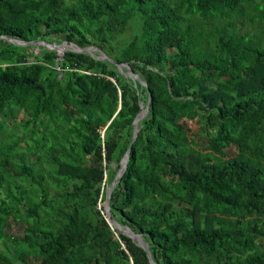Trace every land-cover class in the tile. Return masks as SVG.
Masks as SVG:
<instances>
[{
  "label": "trees",
  "instance_id": "16d2710c",
  "mask_svg": "<svg viewBox=\"0 0 264 264\" xmlns=\"http://www.w3.org/2000/svg\"><path fill=\"white\" fill-rule=\"evenodd\" d=\"M126 151L154 264H264V0H0V264H148Z\"/></svg>",
  "mask_w": 264,
  "mask_h": 264
},
{
  "label": "water",
  "instance_id": "95a60500",
  "mask_svg": "<svg viewBox=\"0 0 264 264\" xmlns=\"http://www.w3.org/2000/svg\"><path fill=\"white\" fill-rule=\"evenodd\" d=\"M2 38L5 39L6 41L12 43L15 46H20V47L32 46L33 50H35V51L38 50L39 46L44 48V49H47V50H53V51H55L56 55L59 57L58 59H61L62 54L65 51H70V52L80 53V54H89L90 56H92L96 60H106L107 62L113 64L116 67L117 71L123 77L130 78L133 81L137 82L140 86L145 87V84L143 82H141L139 80V78L134 73H132L129 70V68H128V66L126 64H116L104 52H102L101 50L97 49L96 47H92L91 46V47H88V48H80L77 45H75L74 43L67 42V41H62V42H60L58 44H55V43L44 42V41L25 42V41H20V40L13 39V38L5 37V36H3ZM94 52H97V56L94 55ZM122 68H124L126 71H124ZM149 101H150V99H149V96H148L145 106L142 107V105L140 104V112L137 113L136 117L132 121V131H131L130 144L135 139L136 132H137L136 126H137L138 121L140 119H142L146 115L147 105L149 104ZM126 161H127V151L124 154V156L122 157V159L120 160L119 167H118V169H117L112 181L109 183V185L106 188L104 203L98 209H101L103 217L105 218V220L107 221L109 226H112L113 228H115L118 231H120V233H122L123 235H125L126 237H128L129 239L134 241L136 243V245L138 247H140L145 252L148 264H154L152 262L150 253L148 251V247H147L146 243L144 242V240L142 239V237L140 235H138V234L133 233L127 227H121L114 220H112L110 218V216H109L110 195H111V192H112L117 180L120 178V176L122 175V172L125 169Z\"/></svg>",
  "mask_w": 264,
  "mask_h": 264
},
{
  "label": "rangeland",
  "instance_id": "374dc122",
  "mask_svg": "<svg viewBox=\"0 0 264 264\" xmlns=\"http://www.w3.org/2000/svg\"><path fill=\"white\" fill-rule=\"evenodd\" d=\"M31 51H33L34 53H37L38 50L37 51L31 50ZM19 117H24V115L20 114L18 116L17 120L19 119ZM194 129H195V127H194ZM106 188H107V186L104 188V195H105ZM103 203H104V200L100 201L99 204L97 205V208L101 207V205ZM7 231H8V233H10L12 235L20 236L21 232H22V225L18 224V223H14L12 221H9L7 224Z\"/></svg>",
  "mask_w": 264,
  "mask_h": 264
},
{
  "label": "clouds",
  "instance_id": "9594fccd",
  "mask_svg": "<svg viewBox=\"0 0 264 264\" xmlns=\"http://www.w3.org/2000/svg\"><path fill=\"white\" fill-rule=\"evenodd\" d=\"M99 204V203H98ZM100 208V207H99Z\"/></svg>",
  "mask_w": 264,
  "mask_h": 264
}]
</instances>
